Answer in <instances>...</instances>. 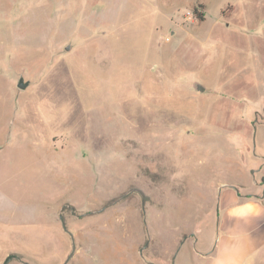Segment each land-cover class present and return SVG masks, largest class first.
Returning <instances> with one entry per match:
<instances>
[{"label":"rangeland","instance_id":"1","mask_svg":"<svg viewBox=\"0 0 264 264\" xmlns=\"http://www.w3.org/2000/svg\"><path fill=\"white\" fill-rule=\"evenodd\" d=\"M228 186L264 193V0H0V264H190Z\"/></svg>","mask_w":264,"mask_h":264},{"label":"crops","instance_id":"2","mask_svg":"<svg viewBox=\"0 0 264 264\" xmlns=\"http://www.w3.org/2000/svg\"><path fill=\"white\" fill-rule=\"evenodd\" d=\"M220 194L213 246L190 264H264V193L245 194L228 186Z\"/></svg>","mask_w":264,"mask_h":264},{"label":"water","instance_id":"3","mask_svg":"<svg viewBox=\"0 0 264 264\" xmlns=\"http://www.w3.org/2000/svg\"><path fill=\"white\" fill-rule=\"evenodd\" d=\"M66 49H69V46H66ZM28 84H29V81H28V80H24L23 76H20V77L18 78V80H17V83H16L17 87H19V88H21V89H25V88L28 86ZM195 88H196V90L199 91V92H202V91L204 90V86H203L201 83H199V82H196V83H195ZM59 218H60V220H61V223H62V227H63V229H64L65 231H67V232L70 234V236H71V239H72V251H73V249H74L73 235H72V233L67 229V227L65 226V224H64V222H63V220H62L61 214L59 215ZM72 251H71L70 254L67 256L66 261H67V260L69 259V257L71 256ZM66 261H65V262H66ZM26 264H28V263H26ZM151 264H154V263H151Z\"/></svg>","mask_w":264,"mask_h":264},{"label":"trees","instance_id":"4","mask_svg":"<svg viewBox=\"0 0 264 264\" xmlns=\"http://www.w3.org/2000/svg\"><path fill=\"white\" fill-rule=\"evenodd\" d=\"M202 8H203V4L199 3L197 4L193 10L195 12V15L199 18V19H203V13H202ZM201 9V10H200ZM13 254L8 255L7 258L5 259L4 263L5 264L7 261H9L10 259H12Z\"/></svg>","mask_w":264,"mask_h":264}]
</instances>
